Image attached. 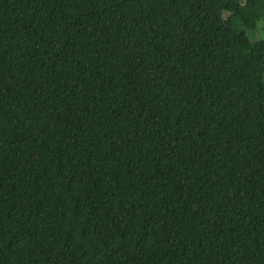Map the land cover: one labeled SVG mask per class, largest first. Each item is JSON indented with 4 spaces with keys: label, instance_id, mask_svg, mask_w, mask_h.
<instances>
[{
    "label": "trees",
    "instance_id": "trees-1",
    "mask_svg": "<svg viewBox=\"0 0 264 264\" xmlns=\"http://www.w3.org/2000/svg\"><path fill=\"white\" fill-rule=\"evenodd\" d=\"M263 22L0 0V264H264Z\"/></svg>",
    "mask_w": 264,
    "mask_h": 264
},
{
    "label": "rangeland",
    "instance_id": "rangeland-1",
    "mask_svg": "<svg viewBox=\"0 0 264 264\" xmlns=\"http://www.w3.org/2000/svg\"><path fill=\"white\" fill-rule=\"evenodd\" d=\"M231 9L233 10H238L235 2H231ZM257 35L260 37V38H264V22L263 23H260L258 24L257 26ZM222 38H223V41L228 43V39H229V35L226 34V33H223L222 34Z\"/></svg>",
    "mask_w": 264,
    "mask_h": 264
}]
</instances>
